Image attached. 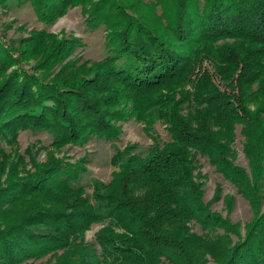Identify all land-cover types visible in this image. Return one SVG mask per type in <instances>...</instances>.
Here are the masks:
<instances>
[{"label":"trees","instance_id":"trees-1","mask_svg":"<svg viewBox=\"0 0 264 264\" xmlns=\"http://www.w3.org/2000/svg\"><path fill=\"white\" fill-rule=\"evenodd\" d=\"M15 1L47 25L82 5L107 28L108 55L71 58L81 41L45 31L0 41V142L13 150L0 157V264H264V0ZM131 120L148 153L118 149L92 195L74 184L83 165L49 155L28 172L13 146L27 130L58 149L113 143ZM157 122L170 141L152 133ZM238 128L247 169L236 164ZM199 156L252 207L244 229L206 202Z\"/></svg>","mask_w":264,"mask_h":264},{"label":"rangeland","instance_id":"rangeland-1","mask_svg":"<svg viewBox=\"0 0 264 264\" xmlns=\"http://www.w3.org/2000/svg\"><path fill=\"white\" fill-rule=\"evenodd\" d=\"M142 1L150 4L154 0ZM88 20L89 17L84 7L79 5L70 9L66 15L59 18L54 24L47 25L40 21L31 2L10 0L8 3L0 5V41L4 44L12 42L16 46L23 41H30L31 44L34 34L45 31L59 38L65 36L67 38H77L81 41L82 44L71 58L80 57L83 60L99 61L108 55L106 49L108 30L105 26H96L93 21ZM29 63L22 64V68L29 70L30 66L34 65V61L31 60ZM122 130L121 139L113 143L93 138L85 144L68 145L61 149L52 145L53 137L49 133L27 130L20 133L18 143L13 146L19 151L21 159L25 162L24 168L28 172L34 170L32 166L35 163H39L40 166L48 164L49 155L59 159L64 158L75 166L83 165L86 171H79V178L74 184L83 187L87 194L92 195L95 181L104 183L111 181L112 174L116 170L111 164V160L118 149L123 150L129 144H138L140 145V153L145 155L152 145L151 138L140 122L136 120L128 121L123 124ZM152 133L158 135L163 142L170 141L166 125L162 122L155 123ZM243 143L244 138L241 135V128H238L234 144L237 156L236 164L247 169L249 163L244 153ZM2 150L12 151L11 153H13L12 146L7 142H0V157ZM197 160L198 170L196 174L202 178L200 182L203 183L206 202L212 203L211 208L213 211L244 229L247 224L255 219L250 204L238 195L236 189L216 172L206 158L199 156ZM8 172L9 169L7 168V171L2 175V181H6ZM219 185H221V190ZM230 198H233L234 202ZM214 199L218 201H214ZM194 228L195 231L198 230V228ZM100 229L101 226L96 225L90 231H87L85 234L86 241L93 243L96 233ZM208 264L215 263L211 261Z\"/></svg>","mask_w":264,"mask_h":264}]
</instances>
